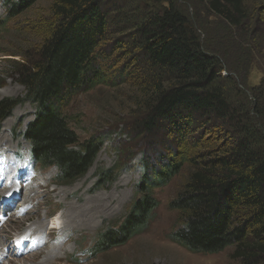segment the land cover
Wrapping results in <instances>:
<instances>
[{
    "label": "rangeland",
    "instance_id": "obj_1",
    "mask_svg": "<svg viewBox=\"0 0 264 264\" xmlns=\"http://www.w3.org/2000/svg\"><path fill=\"white\" fill-rule=\"evenodd\" d=\"M7 1L18 0H0V99L25 95L14 61L34 57L37 46L56 22V0H38L4 23ZM175 1L196 26L204 46L224 65L222 76L236 78L252 106L255 101L251 88L264 86V0H243L246 13L239 26L210 13L201 0ZM142 2L103 0L108 30L98 52L101 69L109 81L79 92L63 110L82 142L94 135L104 139L86 175L63 182L58 179L56 166L44 167L35 161L31 145L23 136L35 117L36 107L31 103L19 104L0 124V247L9 246L12 240L16 246L18 235L27 237L30 233L32 241L44 239L35 254L29 255L30 246L21 247L18 252L12 250L9 257L1 255L0 264H246L234 256V246L217 253L193 252L172 238L183 218L171 202L195 169L188 158L198 157L197 162L203 165L207 153L221 152L232 142L231 126L195 115L182 141L165 123L149 133L139 129L138 122L146 112L143 94L153 73L132 27L137 5ZM165 154L177 161L184 157L187 160L166 185L154 188L159 206L148 225L128 243L93 254L99 234L121 223L138 198L136 185L142 178V156L148 155L150 164L160 165ZM103 171L114 177L100 184L99 172ZM87 207L91 209L88 214L68 217L74 208L80 212ZM54 218L58 219L57 225H68L66 229H52ZM42 222L47 224V233ZM259 264H264V259Z\"/></svg>",
    "mask_w": 264,
    "mask_h": 264
},
{
    "label": "trees",
    "instance_id": "obj_2",
    "mask_svg": "<svg viewBox=\"0 0 264 264\" xmlns=\"http://www.w3.org/2000/svg\"><path fill=\"white\" fill-rule=\"evenodd\" d=\"M37 1H7L4 23ZM142 1L132 27L153 73L143 94L146 112L139 129L149 133L165 123L182 141L195 115L231 126L232 142L221 152L207 153L203 165L198 157L188 158L195 169L171 202L183 218L172 238L193 252L217 253L234 246L235 257L259 264L264 259V86L251 88L255 102L249 105L237 79L222 76L224 65L204 46L196 26L175 0ZM201 1L229 24H242L243 0ZM102 4L103 0H56V22L37 46L36 55L14 61L25 95L0 99V124L19 104L36 107L23 136L35 161L56 166L58 179L67 183L86 175L104 145L98 135L82 142L63 113L76 94L109 81L98 52L108 30ZM162 156L160 165L142 156V178L136 185L139 196L121 223L99 234L93 254L128 243L148 225L159 206L154 188L166 185L187 160ZM113 177L109 171L99 172L98 182Z\"/></svg>",
    "mask_w": 264,
    "mask_h": 264
},
{
    "label": "bare ground",
    "instance_id": "obj_3",
    "mask_svg": "<svg viewBox=\"0 0 264 264\" xmlns=\"http://www.w3.org/2000/svg\"><path fill=\"white\" fill-rule=\"evenodd\" d=\"M17 183H18V180H17ZM12 184V183H11ZM11 190H12V188H11ZM10 190V191H11ZM6 191H9V189H6ZM16 193H18V192H15V194ZM17 197H19V196H17ZM17 197H16V199H17ZM15 199V200H16ZM84 204V203H83ZM92 204V203H91ZM101 204V203H100ZM75 205H73L72 207H74ZM89 206V205H88ZM99 206V205H98ZM76 207V206H75ZM90 207V206H89ZM89 207H87V209L89 208ZM100 208H101V206H100ZM75 209V208H74ZM74 209L72 210V208H71V213H68V217H70V218H79V216L81 217L82 215H84V214H88L89 213V211L91 210V209H88V210H85L84 208H81V210H80V212H77V209L74 211ZM79 209V208H78ZM96 211H97V209H96ZM99 211V210H98ZM29 211H27V213H28ZM91 212V211H90ZM97 213V212H96ZM31 214V213H30ZM77 215V216H76ZM93 219V218H92ZM21 220V219H20ZM69 220V219H68ZM57 222H58V219L57 218H54L53 220H52V229H54L55 231L56 230H64V229H66V227L68 226V225H66L65 223H64V226L62 225V226H60V227H58V226H56V224H57ZM71 222V221H70ZM81 222H83V220H81ZM73 223V222H72ZM51 224V223H50ZM76 225V224H75ZM41 226L44 228V230H45V233H47V224L46 223H44V222H42V224H41ZM2 226L0 225V228H1ZM32 227V226H31ZM30 227V228H31ZM35 227H36V225H35ZM38 227V226H37ZM41 227V228H42ZM73 227V225L71 224L70 225V228H72ZM75 227H78V226H75ZM74 227V228H75ZM30 228H28L29 230H30ZM2 229V228H1ZM0 229V230H1ZM29 230H28V232H29ZM41 230H43V229H41ZM31 231V230H30ZM34 231V230H33ZM39 231H40V229H39ZM51 233V232H50ZM52 233H54V232H52ZM30 234V233H29ZM29 234H27L26 236L27 237H23V236H19L18 235V239H17V241H18V243H17V245L15 246V242H14V240H12L11 242H10V244H9V246H5L4 248H1L0 247V256L1 255H6L7 257H9L10 255H11V252H12V250H14V251H16V252H18V250L17 249H19V248H21V247H26V246H29L30 245V241H31V239H30V236H29ZM57 234V233H56ZM58 236V235H57ZM43 237V236H42ZM53 237V236H52ZM56 237V236H55ZM69 237V236H68ZM54 238V237H53ZM46 239H47V237H46ZM58 239V238H57ZM68 239V238H67ZM15 240H16V238H15ZM44 239L43 238H38V240H36L35 241V243L32 245V247L31 248H29V251H28V253H29V255H33V254H35V252H37L38 251V248L40 247V241L42 242ZM51 240H52V238H51ZM57 244H58V242H57ZM44 246V244L42 245V247ZM53 251H56V250H53ZM15 252V253H16ZM58 252V251H57ZM19 254H22L21 252L20 253H18V255ZM55 254H56V252H55ZM6 257V258H7ZM54 257V256H53ZM52 261V260H51ZM1 262H3V260H1V258H0V263Z\"/></svg>",
    "mask_w": 264,
    "mask_h": 264
},
{
    "label": "snow or ice",
    "instance_id": "obj_4",
    "mask_svg": "<svg viewBox=\"0 0 264 264\" xmlns=\"http://www.w3.org/2000/svg\"><path fill=\"white\" fill-rule=\"evenodd\" d=\"M8 195H11L10 193Z\"/></svg>",
    "mask_w": 264,
    "mask_h": 264
}]
</instances>
